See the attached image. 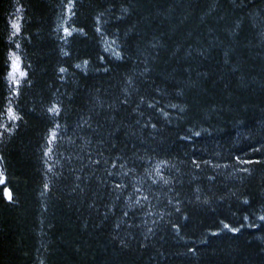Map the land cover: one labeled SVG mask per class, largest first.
<instances>
[{
  "label": "trees",
  "instance_id": "1",
  "mask_svg": "<svg viewBox=\"0 0 264 264\" xmlns=\"http://www.w3.org/2000/svg\"><path fill=\"white\" fill-rule=\"evenodd\" d=\"M66 2L0 0V64L8 24L22 16L15 39L30 81L13 101L18 127L0 140V264H264V223L253 216L260 226L235 236L220 223L240 227L264 206V0H76L66 26L85 34L65 45L54 29ZM53 103L60 137L44 157ZM161 161L170 184L152 185L145 171ZM134 185L149 196L142 206L126 203Z\"/></svg>",
  "mask_w": 264,
  "mask_h": 264
},
{
  "label": "snow or ice",
  "instance_id": "2",
  "mask_svg": "<svg viewBox=\"0 0 264 264\" xmlns=\"http://www.w3.org/2000/svg\"><path fill=\"white\" fill-rule=\"evenodd\" d=\"M75 7H76V0H67V2L63 4L64 11L60 16V19L62 22L58 23L57 27L54 29V31L57 32V34H58V39L61 40L63 42V44H65V45L69 43V38H72L75 34H77V33L80 35L85 34L83 28L66 26V25H69V22L71 21L72 17H74L76 15ZM16 12L17 13L21 12V9L19 7H17ZM128 14H129L128 9L123 8V9H121V14L119 16H116L115 19H116V21H120V20L124 19V17H126ZM103 15H104V13H100L96 17V24L97 25L101 24V20L103 18ZM22 19H23L22 16L16 17L15 19H13L8 24V28L10 29V34L8 35L7 42H6L8 47H7V51L5 52V55H4L3 63L0 64V87H3L4 102H5L2 110H0V129H2V132H0V140H2L4 133L11 135L12 132L18 127L17 121H20L22 119V117L18 114L17 110L14 109L13 101L16 100L20 96V94H21L20 90L23 87V85L25 83H30V81L28 79L29 72L23 66V59H22V56L20 54L21 44L18 43L15 39V38L19 37L22 33V25H21V23H19V21ZM105 22H107V21H105ZM95 32L98 35H100L102 38H104V34L102 32L101 27L97 26L95 28ZM125 35H127V33ZM29 43H30V41H29ZM12 45L15 46L14 49H13ZM110 46H111V55H113L116 60H122L123 59V49L117 43V39H112L110 42ZM153 47H156V45L153 44ZM104 51L109 52V47H105ZM61 54L64 57H68L70 55V52L64 50V48H61ZM100 61H101V64H103V61H104L103 56L100 58ZM88 64H89V61L87 59L83 60V65L85 67ZM27 67L31 68V65H28ZM74 67L76 69H80L81 64L77 63L74 65ZM108 70L109 69H107V68L104 69L105 72H107ZM145 71H147V69H145ZM58 72L61 74V79H62L63 74H66L68 72V68L64 67V66H60L58 69ZM85 74H87V73H85ZM126 83L128 84V86L130 88L132 87V81L131 80L126 81ZM177 94L179 95L180 93L178 92ZM121 103L124 104V103H127V101L124 100V101H121ZM140 103L141 104L144 103L143 98H141ZM147 107L148 108H155L156 104L148 103ZM171 107L177 108L180 112L185 111V109L180 107L179 105L173 104V105H171ZM61 111H62V109L57 103L51 104L46 109V113L52 119L53 125L48 130V135L46 138L47 143L45 146V150L43 152L44 157L50 156V153L53 150L52 149L53 143L57 139H59V137H60L59 130L61 128V125L58 122H56V118L59 117V115L61 114ZM164 115L167 117V113H164ZM137 123H139V121H137ZM87 124H88V121H84V123H83V125H81V127H83L84 125H87ZM146 126H147V124L145 125V127ZM152 127L155 128V125L153 124ZM189 131L191 132V129ZM192 135L200 136L201 133L199 131L192 132ZM180 139L183 140V139H185V137L182 136V137H180ZM85 143H90V141H85ZM256 151H259V149H256ZM0 160H2V157H0ZM92 162L96 165H99V163H100L99 160H94ZM192 163L197 168L199 167V165L197 164V162L195 160H193ZM236 163L237 164H252V163H260V161H258V160L253 161L251 159L241 160L240 157L237 156L236 157ZM115 167H116V163L113 162L112 168L114 169ZM120 167L123 169L124 165H120ZM164 167H168V163L166 161H161L158 164H156L155 166L146 169L145 175L148 177L149 180H151L152 185H156L158 183V181L162 182L164 185L170 184V181L162 175V168H164ZM216 167H219V165H217ZM225 167H227V165H225ZM47 170L49 172L52 171L51 167H49ZM238 171L247 172L248 169L240 168V169H238ZM131 172H132V169H128V171H123L121 173V175L128 176ZM113 174L114 173L111 170H109L107 173V175L109 177H111ZM4 176H5V173L3 171H0V185L5 183ZM77 179H79V177H77ZM208 179L213 180L214 177L210 176V177H208ZM44 187H45V189H47L48 184L46 183L44 185ZM77 187H79V186L77 185ZM124 187H125V185L121 182H116L114 184V188L117 190H123ZM197 191L199 192V190H197ZM4 192H5V195H6L8 202L12 203L13 198L9 194V190L7 187L4 188ZM233 195H235V193H233ZM117 198H119V197H117ZM197 199H198L199 203H202L204 205L209 204L208 199H200L199 195H198ZM148 200H149V196L148 195H141V188L136 187L134 185L133 186V193L131 195H129V197H127L126 203L130 202L131 205L142 206V202H145ZM168 203L171 205L172 201L169 200ZM242 203L244 205H248L249 200L244 199L242 201ZM175 210L177 212H179L180 208L177 206L175 208ZM260 213L261 214H259V215H255V213L245 214L242 218L241 223H240V227L230 226L229 223H226L223 220H221L220 223L223 225L224 230H226L228 233H231L233 236H235L245 226H247L249 228H257L260 226L259 224H257L252 219L253 216H255L256 221L264 223V206L261 207ZM128 215H129V213L127 211L124 212L125 217H127ZM147 215L151 216L152 213L148 212ZM172 226H173V228L176 229L177 234H179V229L177 228V226L175 224H173ZM120 227H121V224L116 225V228H120ZM152 231H153L152 228L148 229V232H152ZM211 235L212 236H218L219 233L218 232H212ZM113 239H116V237L114 236ZM202 243H207V240L202 241ZM127 246H128L127 241H121L120 247H127ZM141 247H144V245L141 244ZM188 251L193 252L194 249L189 248Z\"/></svg>",
  "mask_w": 264,
  "mask_h": 264
}]
</instances>
